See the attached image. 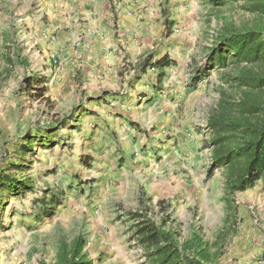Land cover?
<instances>
[{
    "label": "rangeland",
    "instance_id": "1",
    "mask_svg": "<svg viewBox=\"0 0 264 264\" xmlns=\"http://www.w3.org/2000/svg\"><path fill=\"white\" fill-rule=\"evenodd\" d=\"M196 13L188 50L178 53L182 59L189 52L192 62L179 67L178 79L172 58L170 78L150 85L153 99L163 95L162 103L174 107L155 123L148 122L150 112L104 110L117 99L97 101V88H84L78 72L67 74L58 54L44 56L18 15L9 28L8 14H0V264H52L60 242L79 234L93 264H112L118 250L124 263L115 264H144L129 220L143 204L168 217L182 238L198 232L221 248L215 264H264V179L234 194L236 217H229L223 169L209 175L207 128L221 90L233 91L226 82L232 65L223 70L209 58L218 30L255 16L237 1L217 12L202 0ZM181 31L165 28L164 35L180 38ZM6 176L15 187H6Z\"/></svg>",
    "mask_w": 264,
    "mask_h": 264
},
{
    "label": "crops",
    "instance_id": "2",
    "mask_svg": "<svg viewBox=\"0 0 264 264\" xmlns=\"http://www.w3.org/2000/svg\"><path fill=\"white\" fill-rule=\"evenodd\" d=\"M198 2L197 0H0V14L3 11L8 14L9 28L15 25L11 19L18 15L20 25L27 32V36L36 44L40 42L39 47L44 56L48 57L49 53L52 56L58 54L62 62L66 63L63 70L67 74L74 75L78 72L85 84L84 88L89 87L93 92H96L97 88L99 92L96 95L98 97L95 98L97 101L105 98L111 104L110 100L117 99L112 102L113 107L104 106V110L150 112L147 115L148 122L155 123L157 119H162L160 116L163 112L167 110L168 113L174 112V107L170 103H162L163 95H159L156 100L153 99L156 94L153 86L150 85L163 83L170 78L169 72L174 69L179 76L176 74L173 76L179 79L181 77L179 67L184 66L186 69L188 62H192L189 52L184 54L182 59L178 53L181 49L188 50L185 46L189 45L191 40L187 39V33L196 29ZM165 8L168 10L170 8L172 12L165 11L164 15L162 11ZM175 27L183 30L180 38L176 33L164 35L165 28L170 30ZM177 38L179 39L176 40ZM172 40L176 42L171 43ZM149 55L152 56V61L168 55L176 61L177 66L174 69L173 66L164 69L148 66L144 72H138L141 68L140 63ZM161 71L165 75L160 76ZM135 72H137V80L131 82ZM120 88L125 90L118 93L117 89ZM148 99L152 103H148ZM145 116L144 114L142 117ZM168 116L165 115V120L170 122L174 117ZM122 120L136 123L138 118L122 116ZM116 254L119 258L109 259L108 262L124 263L120 256L124 255L123 251L118 250ZM125 261L131 262L130 259Z\"/></svg>",
    "mask_w": 264,
    "mask_h": 264
},
{
    "label": "trees",
    "instance_id": "3",
    "mask_svg": "<svg viewBox=\"0 0 264 264\" xmlns=\"http://www.w3.org/2000/svg\"><path fill=\"white\" fill-rule=\"evenodd\" d=\"M232 1L253 14L255 20L242 25L228 22L218 30L209 58L211 64L223 70L232 65L234 71L229 73L226 82L231 83L233 91L221 90L207 122L212 148L209 175L216 168L223 169L225 204L231 218L236 217L234 194L264 179V0H208L217 12ZM173 64L168 55L156 61L149 55L140 63L138 72H144L148 66L164 69ZM163 75L161 71L160 76ZM15 181L8 176L3 179L9 188L16 186ZM160 212L144 204L129 212V220L133 221L130 229L142 246L144 264H215L224 253L221 248L214 250L215 245L205 241L198 232L182 238L169 225L168 217L159 218ZM86 244L87 238L82 234L71 241L63 239L52 264H93Z\"/></svg>",
    "mask_w": 264,
    "mask_h": 264
}]
</instances>
